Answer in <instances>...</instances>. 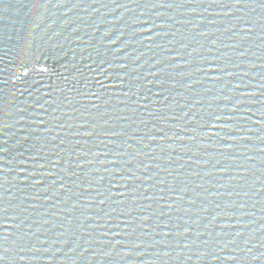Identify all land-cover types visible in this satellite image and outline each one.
Instances as JSON below:
<instances>
[{
  "label": "water",
  "instance_id": "95a60500",
  "mask_svg": "<svg viewBox=\"0 0 264 264\" xmlns=\"http://www.w3.org/2000/svg\"><path fill=\"white\" fill-rule=\"evenodd\" d=\"M0 264H264V0H0Z\"/></svg>",
  "mask_w": 264,
  "mask_h": 264
}]
</instances>
